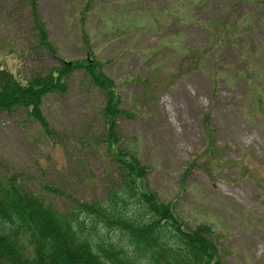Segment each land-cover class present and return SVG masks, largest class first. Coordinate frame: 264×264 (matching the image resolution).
<instances>
[{"label": "rangeland", "instance_id": "1", "mask_svg": "<svg viewBox=\"0 0 264 264\" xmlns=\"http://www.w3.org/2000/svg\"><path fill=\"white\" fill-rule=\"evenodd\" d=\"M50 39L66 61L84 59L86 29L122 107L121 146L150 171L148 188L173 203L192 228L213 227L224 264H264V0H39ZM84 13V14H82ZM22 0H0V60L30 78L57 66L35 48ZM262 100L263 111L258 108ZM105 94L82 71L43 111L58 133L48 141L24 109L0 112V181L19 184L60 212L67 195L103 200L116 163L103 142ZM209 112L224 160L201 158ZM55 190L57 193L51 192Z\"/></svg>", "mask_w": 264, "mask_h": 264}, {"label": "trees", "instance_id": "2", "mask_svg": "<svg viewBox=\"0 0 264 264\" xmlns=\"http://www.w3.org/2000/svg\"><path fill=\"white\" fill-rule=\"evenodd\" d=\"M22 5L32 21L35 48L50 53L59 64L27 78L0 60V112L24 109L26 121L38 124L42 135L55 142L58 133L45 116L43 103L52 94L65 96L68 79L82 71L106 96L103 142L115 160L118 179L103 200L83 202L67 195L71 207L60 212L27 192L16 173L7 175L0 181V264H224L213 227L192 228L179 217L173 203L161 202L147 186L149 167L120 145L118 120H134L136 113L122 107L116 82L103 72L86 19L79 21L84 59L66 61L49 37L39 0H22ZM258 108L263 111L262 100ZM203 129V152L188 163L183 179L199 158L224 160L209 112L204 114Z\"/></svg>", "mask_w": 264, "mask_h": 264}]
</instances>
